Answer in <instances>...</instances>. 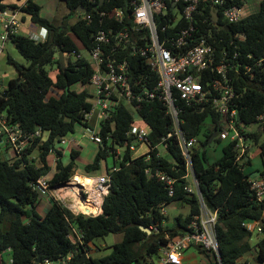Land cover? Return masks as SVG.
Instances as JSON below:
<instances>
[{"label":"trees","instance_id":"trees-1","mask_svg":"<svg viewBox=\"0 0 264 264\" xmlns=\"http://www.w3.org/2000/svg\"><path fill=\"white\" fill-rule=\"evenodd\" d=\"M60 1L70 12L59 24L41 15V5L36 1H28L27 6L21 7L23 21L29 19L48 29L46 40L22 33L11 37L15 47L30 63L25 65L9 57L17 76L9 80L6 89L0 90V114L26 132L41 128L48 135L46 139L35 137L21 159L0 158V256L5 251L11 253L10 260L2 259L1 264H36L40 254L41 264L46 259L53 262L64 259L63 264H151L149 259L156 258L169 240L166 233L173 237L185 232L192 216L200 210L197 195L185 190L188 165L175 134L167 139L171 159L161 155L156 147L149 158L144 154L136 156L126 148L123 159L115 160L119 170L110 172L111 186L101 214H76L53 197L47 212L44 215L38 212L41 194L32 183L51 171L52 155L56 156V170L51 182L57 184L72 178L76 159L81 154L79 149H72L71 159L66 163L62 159V149L55 143L73 134L77 126L90 127L87 113L92 109V102L86 85L93 70L84 59L74 58V51H79L77 40L90 47L94 34L108 25V18L100 16L99 11L127 3V0ZM245 3L246 0H227L225 6ZM9 6L6 0H0V11ZM79 8H85L90 18ZM76 13L79 18L69 23ZM205 13L211 16L210 6L206 7ZM219 24L223 25L216 34L223 37L220 46L239 53L243 72L234 77L238 120L246 127L259 124L258 129L242 133L246 140L252 139L258 145L262 162L259 175L264 178V126L259 119L264 116V0L260 1L257 11L240 21L228 23L221 19ZM60 52L68 53L65 66L60 61ZM245 65L250 67L247 73L244 72ZM52 69L57 70L54 77L50 73ZM78 82L85 88L80 91L72 88ZM52 91H56V95H51ZM180 105L186 137L198 140L190 149L193 171L208 206L219 209L217 230L221 259L218 261L214 254L203 249L199 251L214 264H251L247 254L253 251L255 259L264 262V200H257L251 189L252 174L246 170L251 159L237 160L236 140H223L217 136L210 142L213 134L219 131L220 122V115L212 106L201 109L182 102ZM140 114L151 129L154 146L161 136L173 131L172 118L161 101H144ZM133 121L132 109L122 104L112 118L102 124L103 144L94 159L84 166L86 175L101 170L102 162L107 161L114 145L124 146ZM107 137L112 138L111 146ZM2 139L0 134V141ZM213 143L222 147L215 160L209 159L208 155ZM36 148L38 154L31 158ZM109 170L107 167L105 171ZM157 171L176 178L172 196L155 175ZM175 201L187 205L189 213H179L172 226L164 225L167 216L161 213V207ZM252 220L262 225V237L255 245L251 244L252 230L244 225ZM154 225L158 226L159 232H155ZM141 226L149 227L152 232H146ZM74 230L80 234V240ZM111 233L122 234V239L112 246L110 254L93 257L91 244L96 238Z\"/></svg>","mask_w":264,"mask_h":264},{"label":"built area","instance_id":"built-area-1","mask_svg":"<svg viewBox=\"0 0 264 264\" xmlns=\"http://www.w3.org/2000/svg\"><path fill=\"white\" fill-rule=\"evenodd\" d=\"M28 1L36 0H26L22 6H11L0 11V24L3 29L0 35V55L4 51L5 41L21 33V25L25 23L22 20L21 7L27 6ZM226 1L127 0L124 6L99 11L100 16L108 18V25L94 34L90 47L78 39L79 51H74V58L84 59L93 70L86 85L92 102L87 120L90 124L95 116V123L94 128L82 126L92 142L98 147L103 144L102 124L110 120L116 108L123 104L132 109L134 121L127 132L128 139L124 146L116 144L109 150L114 155V160H122L126 148L135 152L139 145L147 146V149L138 155L144 154L149 158L151 150L155 147L159 149L164 146L167 149V139L173 134L176 135L186 157L188 172L185 178H192L195 186L187 182L185 190L197 195L200 210L192 216L185 232L173 237L166 233L169 240L161 247L156 258L149 259L151 264H184V252L192 247L214 254L218 261L221 259L217 230L219 209L208 206L193 171L190 149L198 140L186 137L180 117L183 111L180 103L201 109L212 106L220 115L217 136L223 140L237 141L239 162L249 156V149L245 144L247 140L242 133L249 129L238 120V93L234 86V77L243 72L238 61L239 53L221 47L223 37L216 35L223 26L219 24L221 19L228 23L238 22L246 16L245 7L238 4L225 6ZM207 6L211 7V16L205 13ZM213 12L219 15L217 23L213 22ZM84 13L90 18L88 11ZM27 29L29 36L37 40H46L48 37V29L33 21L27 25ZM249 70L250 67L245 65L244 72ZM82 86L84 89L85 85ZM153 100L162 102L173 122V131L167 136H161L160 142L155 146L151 140V129L140 114L143 102ZM259 119L264 126V116H259ZM0 134L6 137V144L12 151L9 159H21L32 140L39 136L46 139L45 134L48 135V132L41 128L35 132H26L0 114ZM59 143L62 146L72 143L74 146H80V141L72 134L63 137ZM119 168V165L114 163L104 174L90 177L93 180L91 184L81 182L76 190L75 196L82 201L91 200L97 204L100 196L98 212H85L79 207H74V195H63L59 192L73 177L67 182L52 184V178L44 175L34 181L32 186L41 195L54 190L57 199L76 214L97 216L102 213L105 196L110 190V172ZM155 175L164 182L169 195L172 196L176 178L164 171H157ZM250 181L257 200H264V178H254ZM161 213L167 216L166 205L161 207ZM164 222L165 220L163 224ZM244 225L249 230L257 225V230L262 231V225L258 221H246ZM153 229L159 232L158 226L154 225ZM77 233L74 230L75 236L80 240V234ZM64 262V259L57 262L46 259L43 264ZM203 264L214 263L207 260Z\"/></svg>","mask_w":264,"mask_h":264},{"label":"rangeland","instance_id":"rangeland-1","mask_svg":"<svg viewBox=\"0 0 264 264\" xmlns=\"http://www.w3.org/2000/svg\"><path fill=\"white\" fill-rule=\"evenodd\" d=\"M38 4L41 5V15L54 20L56 23H61L64 17L70 12L66 4L60 0H36ZM248 3L246 4L244 8V14L248 15L250 14L249 12H253L255 10L259 9L260 6V0L256 1V4L251 6L254 0H248ZM79 18V13H76L73 18L69 20V23L75 22ZM31 23V20H27L25 24H23L25 27L22 26L21 33L25 35H29L27 25ZM3 29L0 24V35L2 33ZM76 40V39H75ZM78 43V40H77ZM86 55L87 53L84 52ZM9 57L15 59L16 61L23 63L25 65H28L30 62L19 52V50L15 47L14 43L12 42L11 39L5 41L4 45V51L0 55V86L1 89H6V87L9 85V80L17 76V70L15 67L9 62ZM65 58L68 57V53L65 52ZM57 70L52 69L51 70V75L54 77L56 74ZM83 88L81 83H76L74 84V89L76 90H81ZM56 91L50 92V94H54ZM94 123H95V116L93 119L90 121L89 126L91 128H94ZM259 124L255 123L250 126L252 130L258 129ZM250 130V129H249ZM85 129L82 126H77L74 134L72 136L80 141V146L82 150V154L79 155V157L76 159V171L75 174H80V175H86V171L84 169V166L92 161L94 159V155L97 153L98 146L92 140L90 139L89 136H87V132H85ZM87 131V130H86ZM45 136H47L45 134ZM112 144V138H109V146ZM247 149L252 147V150L249 149V151L252 154H257L258 151V145L252 140L248 139L245 142ZM57 148H65V145L62 146L59 142L55 143ZM194 145V144H192ZM7 144H6V137L4 136L2 141H0V158L2 159H9L12 156V151L11 149H7ZM67 146V145H66ZM147 149V146L144 145H139L138 149L135 151L136 155L140 154L141 152L145 151ZM160 154L163 155L164 157L171 159V155L168 152V150L164 146H160L159 148ZM222 147L219 143H213L209 147L208 155L209 159L215 160L220 154H221ZM38 154V148H36L30 155L31 158H34ZM64 161L67 163L71 158L70 156L64 155L63 157ZM56 156L52 155L51 157V164H52V169L51 171L47 174L48 178H52L55 170H56ZM260 164V159L259 156L256 158H253L252 160V165L246 166V169H255L258 167ZM108 167H112L114 165V156L109 155L107 158V161L102 162V168L99 171L93 172L94 175L100 174L101 172L104 173ZM248 170V171H249ZM74 175L72 177H74ZM188 182L190 183L191 186H195L192 178H188ZM53 197L57 199L55 196L54 190H50L49 194H43L41 195L39 207H38V212L42 215H44L47 212V209L50 207L51 201L50 198ZM166 211H167V219L164 222V225H174V220L175 217L179 214H187L189 213V208L187 205H182L179 202L175 201L172 202L168 205H166ZM262 237V233L257 230V225L252 229V237H251V244L255 245L257 241ZM120 239H122V234H115L111 233L107 236L104 237H98L94 240V242L91 244V255L93 257H103L105 255H108L112 251V246L118 242ZM11 257V253L9 251L3 252V254L0 256V264L2 259H5L6 261H9ZM247 258L249 259V262L251 264H264V262H258L255 259V251L252 253L247 254ZM207 261V258L205 255L199 251L196 247H192L184 252V264H203Z\"/></svg>","mask_w":264,"mask_h":264},{"label":"bare ground","instance_id":"bare-ground-1","mask_svg":"<svg viewBox=\"0 0 264 264\" xmlns=\"http://www.w3.org/2000/svg\"><path fill=\"white\" fill-rule=\"evenodd\" d=\"M81 182L88 185L91 184L93 180L90 179V177L88 176L75 174L72 181L66 184L65 186L61 187L59 192L63 195H74V207H79L85 212H98L99 208L97 204H99V202L101 201L100 196H98L99 201L97 202V204H94L93 202H91V200L82 201L75 196L76 190L78 189V186Z\"/></svg>","mask_w":264,"mask_h":264},{"label":"crops","instance_id":"crops-1","mask_svg":"<svg viewBox=\"0 0 264 264\" xmlns=\"http://www.w3.org/2000/svg\"><path fill=\"white\" fill-rule=\"evenodd\" d=\"M26 0H6V3H8V4H10V6L9 7H11L12 5L11 4H16V7H18V6H22L23 4H24V2H25ZM248 0H246V3H245V5H244V7L246 6V4L248 3L247 2ZM256 1L257 0H254V2L252 3V5L251 6H253V5H255L256 4ZM261 1V0H260ZM255 11H257V10H255ZM255 11H253V12H255ZM249 13H252V12H249ZM51 20V19H50ZM25 23L27 22V21H24ZM24 23V24H25ZM22 26L23 27H25L23 24L21 25V30H22ZM0 83H1V81H0ZM72 88H74V85L72 86ZM0 90H3V89H1V86H0ZM61 92V91H60ZM251 126V125H250ZM250 126L248 127V129H250V130H252L251 128H250ZM7 147V146H6ZM99 148V147H98ZM8 149V148H7ZM62 149V151H63V156H62V159H63V157H64V155H69V156H71V150L72 149H81V146H74V143H72V144H68L67 146H65V148H61ZM250 150H252V147H250L249 148ZM81 151V154H82V150H80ZM98 151V150H97ZM80 154V155H81ZM95 156V155H94ZM259 156V159H260V164H259V166L258 167H256L255 169H246L248 172H250L252 175H251V177H250V179H254V178H259V177H262V175H259L260 173H259V169L261 168V166H262V162H261V158H260V153H259V149H258V151H257V154H252L250 151H249V156L246 158V159H251V162H250V164H248L247 166H249V165H252V160H253V158H257ZM71 158V157H70ZM63 161H64V159H63ZM65 162V161H64ZM114 163H115V160H114ZM107 167H108V165H107ZM107 169V168H106ZM106 171H104V173H105ZM103 172H101L100 173V175L101 174H104ZM96 175H99V174H96ZM83 176H88V175H83ZM92 176H95L93 173L90 175V176H88V177H92ZM48 210V209H47ZM121 240V239H120ZM119 240V241H120Z\"/></svg>","mask_w":264,"mask_h":264},{"label":"water","instance_id":"water-1","mask_svg":"<svg viewBox=\"0 0 264 264\" xmlns=\"http://www.w3.org/2000/svg\"><path fill=\"white\" fill-rule=\"evenodd\" d=\"M103 1V0H102ZM79 10L82 12V13H84V12H86V10H85V8H79ZM218 18H219V15H218V13L217 12H213V22L214 23H217V21H218ZM65 53L64 52H60L59 53V58H60V61H61V63H62V66H65L66 65V62H65ZM6 91L4 92V96H6ZM217 135H218V132L216 131L214 134H213V136L210 138V142H212V140L215 138V137H217ZM142 227V229L143 230H145L146 232H148V233H151L152 231H151V229L149 228V227H144V226H141ZM219 254H220V250H219ZM221 255V254H220ZM36 264H41V254L39 255V257L37 258V260H36Z\"/></svg>","mask_w":264,"mask_h":264}]
</instances>
